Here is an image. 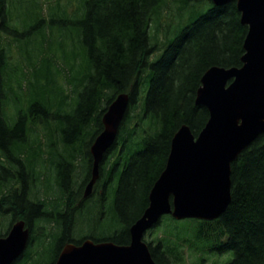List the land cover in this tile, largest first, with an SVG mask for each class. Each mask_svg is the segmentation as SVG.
Masks as SVG:
<instances>
[{"label":"trees","instance_id":"trees-1","mask_svg":"<svg viewBox=\"0 0 264 264\" xmlns=\"http://www.w3.org/2000/svg\"><path fill=\"white\" fill-rule=\"evenodd\" d=\"M52 3L49 15L41 0L29 6L20 28L10 24L6 0H0V158L8 162L6 166L0 163L8 176L0 171V209L13 207L11 223L20 213L30 224L38 217V222H53L56 233L61 230L48 264L55 262L64 241L80 242L72 230L75 215L84 208L79 194L91 178L90 146L103 129L102 116L113 99L121 92L130 93L117 139L106 153L113 159L102 165L97 182L98 188L110 184L102 186L100 220L88 231L95 241L128 244L130 227L148 207L150 190L166 166L175 132L187 123L198 134L209 119L208 109L195 102L202 75L213 65L241 66L248 30L236 0L224 5L212 0H177L178 24L175 19L162 22L164 14H171L165 10L168 0ZM202 3H206L203 9ZM2 29L21 35L18 65H10ZM63 74L67 87L57 80ZM38 130L45 131L56 159L61 196L50 207L42 200L29 204L24 194L16 201L15 195L2 192L7 181L27 183L37 177L35 165L43 146L37 142ZM35 132L37 138L30 142ZM78 167L82 168L80 181L75 176ZM114 176L118 177L116 185L111 184ZM231 181L227 210L214 221L199 220L201 231L219 242L212 250L234 252L228 264H264V133L232 162ZM74 183H81L78 190L73 189ZM110 196L111 202L105 205ZM90 210L89 220L98 213ZM100 226L105 231L97 234ZM51 233L38 236L33 229L32 241L37 240L39 252H45ZM168 237L158 238L156 244L149 242L157 264L181 261L180 238ZM28 248L24 259L15 264H26L31 256ZM174 250L179 253L175 259L170 255Z\"/></svg>","mask_w":264,"mask_h":264},{"label":"water","instance_id":"water-1","mask_svg":"<svg viewBox=\"0 0 264 264\" xmlns=\"http://www.w3.org/2000/svg\"><path fill=\"white\" fill-rule=\"evenodd\" d=\"M212 1L224 5L232 0ZM236 3L248 27L242 65H213L202 75L195 102L208 109L209 119L198 134L187 123L175 132L166 166L150 190L149 205L130 227V243L91 238L79 245L68 242L54 264H157L144 236L163 215L213 220L227 210L232 162L264 133V0ZM129 104L130 93L121 92L102 116L103 129L90 146L93 163L84 197L92 194ZM25 225L19 220L0 237V264H12L24 252L30 236Z\"/></svg>","mask_w":264,"mask_h":264},{"label":"rangeland","instance_id":"rangeland-1","mask_svg":"<svg viewBox=\"0 0 264 264\" xmlns=\"http://www.w3.org/2000/svg\"><path fill=\"white\" fill-rule=\"evenodd\" d=\"M43 1V9L47 13L49 8L52 7L54 4L52 3V0H41ZM74 1V0H73ZM39 0H6V7L5 10L7 13L6 17L10 24H13L14 26H19L21 28L22 21L24 20V16H26L25 11L28 9L29 6L32 4H37ZM13 5V6H12ZM177 0H168V5L166 6L165 10L166 13H171L169 15L165 14L162 18V22L165 24L166 19L172 20L175 19L176 23L178 24L180 21V17L178 15V12H175L177 10ZM206 6L205 4H201L200 8L203 9ZM74 7V6H73ZM55 7H53L54 9ZM199 8V9H200ZM12 9V10H10ZM71 9L69 8V11ZM205 10V9H204ZM53 11L48 12V15L51 14ZM175 12V13H173ZM12 16V19H11ZM14 17V18H13ZM189 17V14H186L185 20H187ZM59 22L63 24V19L64 16H59ZM166 18V19H165ZM1 22V19H0ZM164 27V25H162ZM4 37L7 39V46L9 49V62L10 65H18V59L20 56V53L18 52V40L20 39L21 35H17L16 30L15 32L11 31H5L3 30ZM13 74L18 75L19 73L16 72L15 70L11 71ZM58 83L63 84L65 87H67V82L65 79L64 74L61 76H58L57 78ZM12 83L18 89V83L16 80H13ZM54 121V120H53ZM45 130V129H44ZM38 130L37 131V142L40 143L42 141V155L41 159L37 161V164L35 165V171L37 174L33 176V180L29 179V182L34 183L35 187L34 189L37 190V195L39 196L35 199L34 201L42 200L45 201L46 204L48 205L47 207H50V204L52 201L55 199L59 198L61 196V192L58 189L56 178H55V171H54V164L56 163V159L54 158V155H52V148L47 141V137H45V131ZM34 136L36 137V132L30 136V142H33ZM28 155V154H27ZM113 157L111 154H109L105 159L103 166L105 165L106 161L112 160ZM0 163H3L5 166L8 162L5 161V158L3 159L0 158ZM81 167L77 168L76 171V180L81 179ZM2 168L0 167V171ZM1 175L3 177H8L7 173L4 171H1ZM35 178V179H34ZM118 182V177L114 176L113 184L116 185ZM50 183V184H49ZM78 185L81 183H74L73 189L78 190ZM50 185L49 187L51 188V193L47 190V186ZM17 187V184H6L4 187H2V192L5 193L9 189L15 190ZM83 189L85 188V185L82 187ZM83 189L81 193L79 194V197L82 196L83 194ZM40 191V192H39ZM102 194L104 193L103 187H101ZM6 194V193H5ZM15 195V194H14ZM94 195V194H93ZM102 197V195H101ZM16 197V201H18ZM14 200L15 198H11ZM98 198L95 196V198H89V200L86 202V206H84L83 210L80 211V213L75 215V221L74 224L75 227H73L72 234L73 237L79 238L83 237L88 230H90L91 226L100 220V215L102 209H99V204L100 202H96ZM13 202V201H12ZM111 202V196L105 200V205ZM112 204V203H111ZM10 208L7 209V211L0 209V233H6L8 229L10 228V221L11 217L13 216V210H11L13 207L10 205H7ZM78 206V205H77ZM96 209L97 216L94 215V219L89 220L87 218L88 213L91 212L90 209ZM10 209V210H9ZM107 209V208H106ZM106 209H103V211ZM16 210V209H15ZM106 212H103L102 215H105ZM19 215V214H18ZM19 217V216H17ZM73 224V225H74ZM201 222L198 219L195 218H183V219H178L176 220L170 215H164L162 217V220L160 221V225L156 228H151L148 232L145 233V240L147 242H151L152 244H156V241L158 238H170L172 241L175 240L174 237L180 238L179 240V249L182 253L181 255V261L177 262L176 264H228L234 255V252L232 250L229 251H224V252H218L216 250H212L213 247H218L219 242L216 241V238L211 235L209 232H202L201 231ZM36 235L42 236L43 234L46 233L49 234L51 233V237L48 241L45 242V252L42 253L41 251L39 252L38 248L39 246L36 245L28 248V254L31 255L30 259L26 262V264H37L38 262L41 264H48L52 262V258L54 255V247L56 244V240L58 237V234L61 232L56 233V226L54 225L53 222H48L45 220H40L39 222L36 223ZM105 229H103L102 226H100L97 230V234L104 232ZM55 232V233H53ZM53 234V235H52ZM164 236V237H162ZM226 235L224 237V240H226ZM37 240H33L32 244H36ZM178 243L177 241H174V244ZM43 245V244H42ZM173 254H170L173 259L174 256L178 257L179 253L174 250ZM24 258L21 259V261Z\"/></svg>","mask_w":264,"mask_h":264},{"label":"flooded vegetation","instance_id":"flooded-vegetation-1","mask_svg":"<svg viewBox=\"0 0 264 264\" xmlns=\"http://www.w3.org/2000/svg\"><path fill=\"white\" fill-rule=\"evenodd\" d=\"M17 184V187H16V189L15 190H12V189H9L7 192H5L6 193V195H14L15 194V197H18L19 198V196L21 195V194H24V199H25V201H27L29 204H34L35 203V201L33 200V199H35L36 198V195H37V190H35L34 189V187H35V185H34V183H32V182H29V180L27 181V183H23L22 181H20V180H17V181H7L6 183H4L5 185L6 184H9V185H11V184ZM104 185H100V188H98V183H96L95 184V188H94V191H93V194L94 195H92L91 196V198H95V196L97 197V198H100L101 197V195H102V191H101V187L102 186H106V184L107 183H103ZM36 188V187H35ZM97 193L99 194V195H97ZM103 199V198H102ZM44 213H46V212H43V214ZM18 216H20V217H16L15 219L16 220H19V219H24L25 221H26V226L30 229V238H29V242H28V246H27V248L29 247V244L32 242V239H33V229H36V223L38 222V221H36L35 219H37L38 217H35L34 218V220L32 221V224H30L28 221H27V219L26 218H24L23 216H24V214H20L19 213V215ZM98 223V222H97ZM96 222L94 223V225H96L97 224ZM90 236H92L91 234L89 235H84L83 236V239H81L80 240V242H76L77 244H80L83 240H85L86 238H90ZM65 243H64V245L66 244V243H68V242H72V241H69V240H66V241H64ZM63 245V246H64ZM18 262V261H17ZM16 262V263H17Z\"/></svg>","mask_w":264,"mask_h":264}]
</instances>
